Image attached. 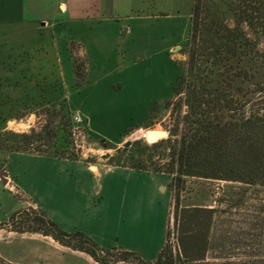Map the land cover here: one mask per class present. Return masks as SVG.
Returning a JSON list of instances; mask_svg holds the SVG:
<instances>
[{"label":"rangeland","instance_id":"374dc122","mask_svg":"<svg viewBox=\"0 0 264 264\" xmlns=\"http://www.w3.org/2000/svg\"><path fill=\"white\" fill-rule=\"evenodd\" d=\"M193 1L0 0V264H94L49 235L11 230V215L31 209L104 249L145 260L165 242L175 246L170 176L112 164L129 165L127 140L152 143L136 136L140 130L116 142L155 107L157 119L144 130L160 126L168 137L175 126L165 105L177 98ZM74 57L84 61L81 78ZM67 109L84 122L72 126ZM35 133L42 140L30 148L64 159L8 152L24 144L22 134ZM180 193L179 209H217L210 235L220 248L209 258L264 259V185L189 178Z\"/></svg>","mask_w":264,"mask_h":264},{"label":"trees","instance_id":"16d2710c","mask_svg":"<svg viewBox=\"0 0 264 264\" xmlns=\"http://www.w3.org/2000/svg\"><path fill=\"white\" fill-rule=\"evenodd\" d=\"M261 42L264 0H194L187 58L182 64L178 62L180 74L174 92L177 98L165 105L171 108L170 115L175 114V126L167 138L151 144L141 138L130 141L122 149L128 152L129 165L112 164L170 176V187L177 189L175 246L165 242L154 260H145L130 250L104 249L82 231L66 232L34 209L14 212L9 220L11 230L49 235L62 245L88 254L94 264H264L260 257L237 258L228 254L209 258L210 251L220 248L212 244L210 235L217 209H179L180 192L189 178L264 185ZM73 59L76 78H81L84 61ZM182 106L187 108L185 114H181ZM157 108L137 128L152 125L157 119ZM66 114L69 123L77 125L68 109ZM34 135L35 139L22 134L24 144L8 152L64 159L62 154H49L41 145L30 148L33 141L42 140L40 133Z\"/></svg>","mask_w":264,"mask_h":264},{"label":"bare ground","instance_id":"6f19581e","mask_svg":"<svg viewBox=\"0 0 264 264\" xmlns=\"http://www.w3.org/2000/svg\"><path fill=\"white\" fill-rule=\"evenodd\" d=\"M159 127L146 129V130H140L139 132H137L136 136L141 133H144L146 140H148L149 142H154L158 138L164 137L166 135L164 129H162L161 127L159 128Z\"/></svg>","mask_w":264,"mask_h":264},{"label":"crops","instance_id":"0c3cea01","mask_svg":"<svg viewBox=\"0 0 264 264\" xmlns=\"http://www.w3.org/2000/svg\"><path fill=\"white\" fill-rule=\"evenodd\" d=\"M125 31H127V30H125ZM85 119H87V118H85ZM86 124V127H87V130H88V132H89V134H91V135H93V131L95 132V129L93 128V126H92V123H91V125H90V122H86L85 123ZM139 130H144V127H139V128H137V129H135L132 133H130L129 135H132L133 133H135V132H137V131H139ZM128 136V135H127ZM127 136H123V138L120 140V141H117L116 143H119V142H123V141H125V139H126V137ZM95 171L96 172H98L97 171V166L95 165Z\"/></svg>","mask_w":264,"mask_h":264},{"label":"built area","instance_id":"2783aa9c","mask_svg":"<svg viewBox=\"0 0 264 264\" xmlns=\"http://www.w3.org/2000/svg\"><path fill=\"white\" fill-rule=\"evenodd\" d=\"M72 118H73V121H74L76 124H79V123H83V122H84L83 118H82L79 114H74V115L72 116Z\"/></svg>","mask_w":264,"mask_h":264},{"label":"water","instance_id":"95a60500","mask_svg":"<svg viewBox=\"0 0 264 264\" xmlns=\"http://www.w3.org/2000/svg\"><path fill=\"white\" fill-rule=\"evenodd\" d=\"M146 130V129H145ZM165 131V130H164ZM165 133H166V135L164 136V137H167V135H168V133L165 131ZM140 135V137H143V138H145L146 139V137H145V134L144 133H141V134H139ZM131 140L129 139V140H127L125 143H124V146H126V145H128L129 144V142H130ZM157 141V140H156ZM156 141H154V142H156ZM153 143V142H152ZM120 150V148L118 147L117 148V151H119Z\"/></svg>","mask_w":264,"mask_h":264}]
</instances>
